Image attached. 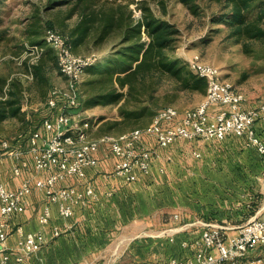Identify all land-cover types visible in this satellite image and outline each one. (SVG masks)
<instances>
[{
  "label": "built area",
  "instance_id": "built-area-1",
  "mask_svg": "<svg viewBox=\"0 0 264 264\" xmlns=\"http://www.w3.org/2000/svg\"><path fill=\"white\" fill-rule=\"evenodd\" d=\"M45 39L56 51L60 71L69 84L66 89L54 87L50 91L48 112L38 126L15 137L0 133V160H10L14 175L22 177L16 188L0 181V251L4 252L5 264L12 261V255L15 263H24L45 243L42 231H25L17 226V244L10 249L7 246L11 220L25 212L27 196L35 189L44 192L49 200L40 215L44 224L51 221L50 203L58 204L59 215L67 220L74 217L77 207L99 197L85 177L89 168L99 164L103 146L109 147L114 158L112 175L127 182L137 181L141 173L151 172L156 156L155 149L149 145L152 139L157 147L166 148L181 140L240 137L264 156V102L247 105L245 94L222 77L221 68L202 61L199 56L189 61L190 68L207 80L205 98L198 106L185 110L165 106L144 127L118 135L93 136L90 117L82 111L80 91L85 67L93 59L77 54L69 37L56 29L48 28ZM26 171L32 175H24ZM69 177L79 178L80 183L62 184ZM198 222L203 230L195 244V255L173 257L169 264H264V256H249V252L264 245V210L240 225L236 235L228 233V226ZM53 233L59 236L61 229L54 225ZM181 244L185 248L189 246L187 241Z\"/></svg>",
  "mask_w": 264,
  "mask_h": 264
},
{
  "label": "rangeland",
  "instance_id": "rangeland-1",
  "mask_svg": "<svg viewBox=\"0 0 264 264\" xmlns=\"http://www.w3.org/2000/svg\"><path fill=\"white\" fill-rule=\"evenodd\" d=\"M49 2L0 0V99L7 95L12 82L20 84L24 96L19 114L0 122V133L8 137L28 132L38 124L48 112L49 92L54 87L66 89L69 84L59 66L45 72L47 83L38 81L32 73V65L38 62L44 50L51 47L46 42L42 48L33 44L35 40H44L48 23L52 22L56 30L70 36L81 17L80 12L70 14L72 3L59 1L50 8ZM116 4H129L135 19H139L143 8L149 6L156 16L169 20L179 29L175 47L169 50L172 56L179 57L188 66L191 59L199 56L202 61L221 68L222 77L245 94L247 105L264 102V37L254 39L233 35L227 19H213L214 14L232 10L229 0H117ZM252 4L259 6L249 11V17L261 16L259 22L264 27V0H253ZM96 37V34L90 36L75 50L76 53L91 59L103 58L113 51L121 34L114 33L100 43L95 42ZM157 94L155 111L170 105L179 110L193 108L206 95L183 87L170 76L161 80ZM119 105L112 102L82 106L84 114L90 117L93 136L105 135L99 132V126L105 119L119 117ZM150 121L136 128L144 127ZM128 131L115 128L109 134ZM262 135L264 137V133ZM216 143L218 141L211 144L201 142L207 147L204 158H186V191L176 208L187 222L175 226L178 231L192 228L187 226L190 221H208V216L242 225L264 210V167L257 162L250 163L251 166L245 163L247 159L264 161V156L253 148L242 149L241 145H247L244 140L231 143L232 148ZM221 177L224 180L227 177L229 183H221L218 179ZM174 212L170 210L168 213L169 221L176 217Z\"/></svg>",
  "mask_w": 264,
  "mask_h": 264
},
{
  "label": "crops",
  "instance_id": "crops-1",
  "mask_svg": "<svg viewBox=\"0 0 264 264\" xmlns=\"http://www.w3.org/2000/svg\"><path fill=\"white\" fill-rule=\"evenodd\" d=\"M262 129L264 132V125ZM149 141V145L156 152L151 172L141 173L134 182L112 175L114 158L109 147L103 146L99 153V164L89 168L85 177L95 187L99 197L77 207L74 217L70 219L61 218L58 204L50 203L51 221L44 224L40 215L49 200L38 189L29 194L25 212L15 215L11 220L7 246L9 249L16 246L19 238L17 226H22L25 231H42L45 243L40 251L21 264H169L173 257H193L195 244L203 230L201 223L193 220L189 222H195L189 226L192 227L190 229L178 231L174 228L187 222L183 213L176 208L181 204L179 201L183 199L186 191V158L191 156L200 159L206 156L207 147L202 146L201 142L211 144L218 141L216 144L232 148L231 143L243 142V138L181 140L166 148L157 147L153 139ZM243 147L246 150L251 149L245 144L241 145L242 149ZM197 152L200 153L199 156ZM252 162L260 163L264 167V161H245L247 166H251ZM24 175H32V172L26 171ZM218 179L221 183H229L227 177L225 180ZM21 180L22 177L14 175L10 160H0V181L9 188H16ZM79 183V178L76 177H69L62 182L66 185ZM255 195L259 197V194ZM170 210L175 211L176 215H173L177 217L172 221L168 219ZM208 217V221L228 226L230 235L238 233L240 225L218 220L213 216ZM54 225L61 229V235H54ZM159 230L163 231L154 233ZM183 241H187L189 246L183 247ZM263 252L264 245H261L249 252V256H264ZM3 255L4 252L0 251V264H5ZM12 257L8 264H17L14 261L15 256Z\"/></svg>",
  "mask_w": 264,
  "mask_h": 264
},
{
  "label": "trees",
  "instance_id": "trees-1",
  "mask_svg": "<svg viewBox=\"0 0 264 264\" xmlns=\"http://www.w3.org/2000/svg\"><path fill=\"white\" fill-rule=\"evenodd\" d=\"M59 1L72 3L71 15L81 13L79 22L68 36L74 51L94 34L97 35L96 43L114 33L121 34L110 54L94 58L85 67L84 78L80 83L82 106L112 102L120 104L119 117L105 119L99 126V132L109 134L115 128L120 131L132 130L148 123L157 113L154 107L158 87L166 76L187 89L207 92V80L189 68L185 61L169 53L175 47L179 29L169 20L156 16L149 6L143 8L139 19H135L129 4H116L117 0H50L49 7H55ZM229 2L232 10L214 14V21L227 19L233 35L263 38L264 27L259 22L261 16L253 19L248 15L251 9L259 5H253V0ZM48 28L55 29L54 24L48 23ZM33 42L41 48L45 42L48 44L45 37L44 40ZM54 66H59L58 57L51 46L32 65V73L38 81L47 83L45 72ZM23 98L20 84L12 82L7 95L0 99V122L19 114Z\"/></svg>",
  "mask_w": 264,
  "mask_h": 264
}]
</instances>
